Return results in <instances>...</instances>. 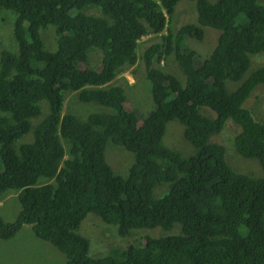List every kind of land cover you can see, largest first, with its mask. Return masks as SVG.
<instances>
[{
  "label": "trees",
  "instance_id": "16d2710c",
  "mask_svg": "<svg viewBox=\"0 0 264 264\" xmlns=\"http://www.w3.org/2000/svg\"><path fill=\"white\" fill-rule=\"evenodd\" d=\"M180 1L0 0V22L13 13L18 45L16 53L0 52V196L19 191L22 207L13 223L0 216V239L32 225L66 264H264V178L231 166L220 137L229 123L239 128L231 148L264 170V121L249 105L264 85V65L237 89L226 86L242 80L251 55L264 52V3L190 0L197 23L174 31ZM50 25L55 50L45 49L41 35ZM206 27L220 36L198 64L185 42L202 41ZM149 35L159 41H144ZM96 51L99 66L90 57ZM171 55L185 87L160 67ZM135 66L150 81L155 104L141 116L127 108L117 80ZM66 93L96 111L86 120L62 118ZM174 120L195 154L170 148L168 137L170 147L164 143ZM108 147L109 158L122 148L131 160L120 172L106 159ZM89 214L118 226L124 242L117 245L124 246L91 256L79 233ZM158 228L172 235L141 234Z\"/></svg>",
  "mask_w": 264,
  "mask_h": 264
},
{
  "label": "rangeland",
  "instance_id": "374dc122",
  "mask_svg": "<svg viewBox=\"0 0 264 264\" xmlns=\"http://www.w3.org/2000/svg\"><path fill=\"white\" fill-rule=\"evenodd\" d=\"M210 1L216 2L218 0ZM261 1L264 3V0ZM6 13H10L8 18H4L3 23L0 22V52L10 51L12 53H16L18 51V45L14 38L13 28V21L15 17L11 12ZM197 16L198 15L195 2L188 0L180 1L176 6L175 12L172 16V30L176 31L181 26H184L186 24L197 23ZM10 20L11 23H9ZM177 23H180V26L177 27ZM47 30H54L56 33V27L50 25L46 29H43L41 31L45 49L55 50L57 48V40L52 49L47 46V44L51 45L54 42L53 31ZM204 31L205 34L202 41H197L195 39L188 38L185 42L189 48L195 50L200 55V58L198 59L197 63H201L204 59L208 58L211 55V53L217 46L218 38L220 36V31L210 27L204 28ZM145 40H150V42L153 43L159 41V36L149 35L144 38V41ZM250 59V66L241 81H226V86L228 90L233 91L237 89L255 70L264 65V52L251 55ZM91 60L92 65H100V57L96 52L92 54ZM138 67L139 66H137L136 69L138 70L137 77L139 79H136V77L133 75L132 69H128L122 76H119L117 80L119 83L124 84L122 87L125 89L127 95L126 105L129 103L130 100L132 103L135 104V110L137 114L141 116L142 114L146 115L148 112L153 110L155 108V104L151 93L150 81L147 79L146 76L141 78L143 76V69L140 70ZM160 67L163 68L166 72L175 75L180 80L183 87L186 86V76L183 74L174 55H171L168 58V61L160 64ZM130 84L131 86H128ZM67 94L69 93H66L65 95L67 96ZM253 95L257 98L253 97L249 102V105L253 107V109L255 108V111L257 112L258 116L262 118V121H264V85H259L257 89L253 92ZM132 103L129 106V109L133 107ZM69 106L72 110V113H66L67 106L65 101L63 115L72 114L82 120H86L92 112L96 111L95 108L98 107L94 103L85 104L82 102L79 103L77 101L69 102ZM206 111L211 112L213 115L212 117H215V113L213 111L207 108L201 109V112L203 114H206ZM237 131H239V128L234 126L232 123H229L228 127L226 128V131L223 130L220 133V137L222 134L223 140H226V144L229 146L228 151L226 152L227 159L228 156L230 157V160L228 159V161H230L229 163L231 164V166H236V170L241 173L244 172L245 174L250 175L254 178H264V170L256 159H247L240 155L238 156L232 149L233 147L231 148L230 143L232 142L233 137L236 135ZM167 137L168 142L172 147L167 145ZM164 143L168 147L177 150L183 156L186 157L195 154L196 152L193 145L185 139L184 127L177 120L168 123ZM109 147L106 151V159L109 164L110 162L112 163L115 169L116 167H119L123 164H127V162H131L130 158H127V156L120 152L121 150H124L122 148H120L121 150L113 148L110 151L109 158ZM128 153L131 154L134 158L132 153ZM121 175L127 176L128 172H126V174ZM40 182H43V180H41ZM19 193V191H9L0 196V216L4 219L5 222H15L21 212L22 207L18 198ZM177 227L179 228V225ZM79 233L89 239L90 255L93 257H105L109 255L110 249L112 247L124 246L117 245L124 242V239L119 236L118 226L106 224L94 214H89L86 219L82 222ZM141 234L153 237L172 235L171 232H166L160 228L155 230H143ZM66 262L67 258L64 256V254H62L58 249L52 246V244L37 238L34 233L33 226L25 225L22 230H20V232L12 239H0V264H66Z\"/></svg>",
  "mask_w": 264,
  "mask_h": 264
},
{
  "label": "clouds",
  "instance_id": "9594fccd",
  "mask_svg": "<svg viewBox=\"0 0 264 264\" xmlns=\"http://www.w3.org/2000/svg\"><path fill=\"white\" fill-rule=\"evenodd\" d=\"M182 1V0H181ZM188 1H190V0H188ZM192 2H194V1H192ZM179 3V2H178ZM196 3V2H195ZM178 5V4H177ZM191 24H195V23H191ZM178 26H180V24H177V27ZM47 31H53V33H54V42L51 44V45H48L47 43V46L49 47V48H53L54 47V45H55V42H56V39H55V31L54 30H47ZM46 31V32H47ZM205 32V31H204ZM154 36H156V35H154ZM145 38V37H144ZM159 38H160V36H159ZM45 41H46V35H45ZM94 52H92L91 53V58H92V54H93ZM96 53L99 55V57H100V54H99V52L98 51H96ZM197 57H199L200 58V55L197 53ZM177 61V60H176ZM197 61H198V59H197ZM200 61H202V60H200ZM199 61V62H200ZM203 62V61H202ZM201 62V63H202ZM201 63H198V64H201ZM94 66V65H93ZM136 68H137V66H135V67H133V68H130V69H132L133 71H132V73H134V69L136 70ZM129 69V70H130ZM127 71V70H126ZM126 71H124L120 76H122ZM137 83V82H136ZM133 85V84H132ZM130 86H131V84H130ZM70 98H73V99H70ZM65 101H66V106H67V111H66V113H72V110L70 109V106H69V102H73V101H77V102H79V103H81V101L77 98V94L76 93H70V94H68L67 96H66V99H65ZM65 101H64V103H63V107H62V118L64 117V116H66V115H70V114H65V115H63V108H64V104H65ZM68 103V104H67ZM131 101L126 105L127 106V108L129 109V106L131 105ZM133 104V107L130 109V110H134V106H135V104L134 103H132ZM212 114V113H211ZM224 131H226V130H224ZM27 140H28V138H27ZM114 168V167H113ZM121 169H123V166L121 165V166H119V167H116V169L114 168V170L116 171V172H120V170ZM32 226V225H31Z\"/></svg>",
  "mask_w": 264,
  "mask_h": 264
},
{
  "label": "crops",
  "instance_id": "0c3cea01",
  "mask_svg": "<svg viewBox=\"0 0 264 264\" xmlns=\"http://www.w3.org/2000/svg\"><path fill=\"white\" fill-rule=\"evenodd\" d=\"M28 226H31V225H28Z\"/></svg>",
  "mask_w": 264,
  "mask_h": 264
}]
</instances>
